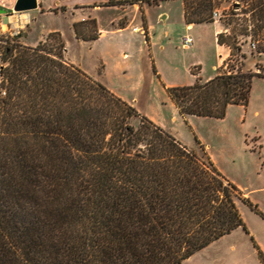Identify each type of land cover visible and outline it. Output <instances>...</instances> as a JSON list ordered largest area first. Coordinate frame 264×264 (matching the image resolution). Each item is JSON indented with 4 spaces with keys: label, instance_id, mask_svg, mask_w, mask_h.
<instances>
[{
    "label": "trees",
    "instance_id": "trees-1",
    "mask_svg": "<svg viewBox=\"0 0 264 264\" xmlns=\"http://www.w3.org/2000/svg\"><path fill=\"white\" fill-rule=\"evenodd\" d=\"M184 3L188 23L214 21L217 0ZM250 11L259 41L264 0ZM82 23L77 37L96 39ZM218 41L231 48L228 70L167 87L184 117L247 107L264 77L231 64L242 52L235 34ZM66 50L54 31L37 45L11 40L1 56L0 264H180L239 227L248 232L239 201L264 216L206 152L68 62Z\"/></svg>",
    "mask_w": 264,
    "mask_h": 264
},
{
    "label": "rangeland",
    "instance_id": "rangeland-1",
    "mask_svg": "<svg viewBox=\"0 0 264 264\" xmlns=\"http://www.w3.org/2000/svg\"><path fill=\"white\" fill-rule=\"evenodd\" d=\"M253 2L254 0H217L215 8H220L229 14L221 20L228 28L227 34L236 35L237 45L242 50L240 54L246 55V58H243L238 54L231 64L236 68L242 67L245 71L264 73V52H257L259 41L264 44V27L255 34L259 39V41L255 40L256 47L252 46L253 40L248 34L254 32V26L258 22L255 17H252V11H250ZM46 7L45 4L44 9ZM12 13L23 14V18L29 14L31 20L22 28L18 27V34H11L6 27L3 28L0 25V66L3 64L1 56L8 42L12 40L15 43L37 45L40 41H45L50 34V29L57 28L65 41L67 57L84 70L87 69L93 76L95 67L100 63L98 57L100 52L90 42L77 38L71 12L56 15L46 10L40 13L37 9H32ZM83 15L88 17L89 13L85 12ZM98 15L102 16L104 13L99 12ZM35 16H37L36 19ZM92 20L88 18L82 21V31L96 33ZM259 22L263 25L262 21ZM249 25L252 28H249ZM175 26L173 39L168 42L167 48L159 51L155 57L160 65L157 68L160 70L161 79L185 84L193 79V74L197 73L194 69L195 65L202 66L199 75L204 80L214 74L213 64L219 61L220 56L218 45L212 34L218 23L207 22L197 25L195 33L192 34L194 36L200 34L203 40L196 49L183 46L182 40L179 41L177 36L179 28ZM246 27L248 28L245 30ZM51 42H55V39L52 38ZM226 70L227 68L222 69L221 72ZM147 73L150 76L153 71L148 68ZM159 82V79L154 76L152 95L158 103L155 102L158 106L153 112V114L156 113L155 118L145 115L199 154L203 155L206 152L205 158L208 155L228 179L242 186L248 192L250 200L264 212V77L254 78L248 106L230 105L224 118L196 115L183 117L174 107L165 104L166 95L162 90V83ZM241 212L243 217L248 218L253 228L256 227L259 230L255 235V238L258 236L260 240L258 243H264V220L247 205L241 208ZM256 240L248 235L244 228H238L180 264H264L259 255L260 250L264 255V249Z\"/></svg>",
    "mask_w": 264,
    "mask_h": 264
},
{
    "label": "crops",
    "instance_id": "crops-1",
    "mask_svg": "<svg viewBox=\"0 0 264 264\" xmlns=\"http://www.w3.org/2000/svg\"><path fill=\"white\" fill-rule=\"evenodd\" d=\"M119 1L121 3L115 4L111 0H38L39 6L36 9L40 13H44L46 10L56 15L71 12L73 15V25L75 22L86 21L88 18L96 20L97 38L91 40L79 38L90 42L100 52L98 55L100 63L95 67L93 76H91L135 106L141 113L152 118H155L154 115L156 113L153 114V112L158 107L155 105L156 101L153 99V90L151 88L155 76V78L159 79V83H162V90L166 95V99H164L166 101L165 104L169 107H174L179 112L178 107L167 91V87L184 83L163 81L159 74L160 70L157 68L160 65L157 63L155 57L159 51L165 50L168 42L173 39L175 25L179 28L177 32L179 41L185 35H191L194 38V43L191 47L194 49L198 48L203 37L200 34L194 36L192 33H195L197 25L207 22L188 23L185 18L184 0ZM15 2L16 0H0L1 4L8 7H13ZM45 4L47 5L46 9H44ZM85 12L89 13L88 17L83 15ZM99 12L104 13V15L99 16ZM36 18L37 16H35ZM20 19H23V14H2L0 15V25L12 32L14 28H20ZM210 22L218 23V26L214 28L212 34L218 45V54L220 56L219 61L213 64L215 73L206 77L204 80L199 75L202 66L195 65L194 69L197 70L195 71L197 73L193 74V79L188 80L184 85L194 84L197 76H200L202 81H208L215 77L224 69V62L231 54V48L225 44H220L218 41V35L227 29L226 25L222 20ZM54 31L59 30L52 28L49 33ZM59 32L61 33V31ZM65 58L68 62L73 63L67 57V52ZM77 66L80 67V65ZM148 68L153 71V74L150 76L147 73ZM85 71L88 73L87 69ZM189 116L192 115H188L187 117ZM236 185L242 190L244 197L250 199L248 192L239 184ZM246 205L249 206L245 202L239 201L240 211ZM251 210L264 220V216L252 208ZM243 219L248 230V235L256 240L258 236L255 238V235L259 230L256 227L253 228L248 222V218L243 217ZM258 241L260 240L257 238L256 242L258 243ZM259 245L264 249V243L260 242Z\"/></svg>",
    "mask_w": 264,
    "mask_h": 264
},
{
    "label": "built area",
    "instance_id": "built-area-1",
    "mask_svg": "<svg viewBox=\"0 0 264 264\" xmlns=\"http://www.w3.org/2000/svg\"><path fill=\"white\" fill-rule=\"evenodd\" d=\"M235 6H234V9L236 10L237 9V6H236V8H235ZM228 15L229 14L227 12H224L222 9L215 8L214 11H213V13H212V18L214 20H221L223 17H227ZM23 19L24 20H21L20 19V23H19L20 24V28H22L24 25H27L30 22V20H31L29 14H27L26 17L23 18ZM248 27L249 28H252L251 25H249ZM222 32H226L227 33L228 32V28L226 30L222 31ZM18 33H19V31L17 29H15V28L11 32V34H18ZM248 34H249V37L253 40V32H250ZM193 43H194V38L191 35H185L183 37V39H182V44L186 48L191 47L193 45ZM252 46L253 47H256L255 40H253ZM224 68L225 69L227 68V70H228V66H224Z\"/></svg>",
    "mask_w": 264,
    "mask_h": 264
},
{
    "label": "water",
    "instance_id": "water-1",
    "mask_svg": "<svg viewBox=\"0 0 264 264\" xmlns=\"http://www.w3.org/2000/svg\"><path fill=\"white\" fill-rule=\"evenodd\" d=\"M39 6L38 0H16L13 7H8L0 3V15L10 14L14 11H30Z\"/></svg>",
    "mask_w": 264,
    "mask_h": 264
}]
</instances>
